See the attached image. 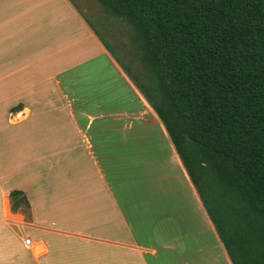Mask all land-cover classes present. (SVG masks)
I'll use <instances>...</instances> for the list:
<instances>
[{
	"label": "crops",
	"instance_id": "1",
	"mask_svg": "<svg viewBox=\"0 0 264 264\" xmlns=\"http://www.w3.org/2000/svg\"><path fill=\"white\" fill-rule=\"evenodd\" d=\"M144 156L155 181L121 200L105 167ZM140 207L161 211L159 248L136 239ZM0 264H231L158 117L71 0H0Z\"/></svg>",
	"mask_w": 264,
	"mask_h": 264
},
{
	"label": "trees",
	"instance_id": "2",
	"mask_svg": "<svg viewBox=\"0 0 264 264\" xmlns=\"http://www.w3.org/2000/svg\"><path fill=\"white\" fill-rule=\"evenodd\" d=\"M231 264H264V0H95ZM10 208L25 200L8 193Z\"/></svg>",
	"mask_w": 264,
	"mask_h": 264
},
{
	"label": "rangeland",
	"instance_id": "3",
	"mask_svg": "<svg viewBox=\"0 0 264 264\" xmlns=\"http://www.w3.org/2000/svg\"><path fill=\"white\" fill-rule=\"evenodd\" d=\"M73 3V6H75L77 9H79L84 18L87 19L88 22H92L94 29L104 38L106 41L108 40L109 43H111L109 37L104 32V27H101L97 22H95L92 15H90L93 11L97 9V2L95 0H71ZM158 157L155 156L153 158V162ZM146 157H140L139 161L141 163V168L135 169L134 165L127 164L124 161H119L118 166L113 167L112 169L105 167L106 172V179L108 180L110 185H113L114 187L117 185L120 188L119 194L122 197L127 198L129 195L127 193V187L129 186H135L137 183H150L155 181L154 174L147 175L148 168L145 164ZM160 161V160H159ZM120 164V165H119ZM135 171L138 175H135ZM156 175V174H155ZM116 192V191H115ZM22 195V193H21ZM23 196V195H22ZM122 203V202H121ZM123 211H126L124 207H122ZM140 208H135L134 215L129 218L133 232L136 236V239L138 242L143 244H150L153 245L156 248H159V238L160 231L159 228L162 227V224L159 222L161 218V211L160 209H156L155 212L149 211V213ZM148 210V209H147ZM132 219V220H131ZM189 228L188 225L184 226V231H186ZM157 234V236H153V232ZM157 237V238H156Z\"/></svg>",
	"mask_w": 264,
	"mask_h": 264
},
{
	"label": "built area",
	"instance_id": "4",
	"mask_svg": "<svg viewBox=\"0 0 264 264\" xmlns=\"http://www.w3.org/2000/svg\"><path fill=\"white\" fill-rule=\"evenodd\" d=\"M29 238L26 236V235H24L23 236V243L25 244V245H28L29 244Z\"/></svg>",
	"mask_w": 264,
	"mask_h": 264
}]
</instances>
